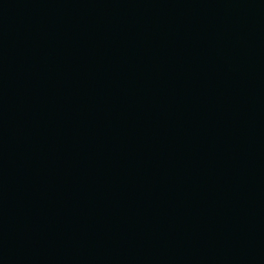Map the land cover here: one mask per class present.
<instances>
[{
    "label": "water",
    "instance_id": "water-1",
    "mask_svg": "<svg viewBox=\"0 0 264 264\" xmlns=\"http://www.w3.org/2000/svg\"><path fill=\"white\" fill-rule=\"evenodd\" d=\"M0 264H264V0H0Z\"/></svg>",
    "mask_w": 264,
    "mask_h": 264
}]
</instances>
